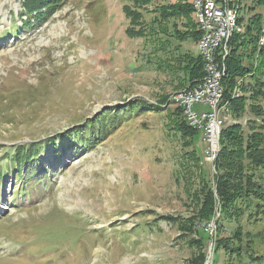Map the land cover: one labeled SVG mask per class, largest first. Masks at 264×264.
I'll list each match as a JSON object with an SVG mask.
<instances>
[{"label":"rangeland","instance_id":"rangeland-1","mask_svg":"<svg viewBox=\"0 0 264 264\" xmlns=\"http://www.w3.org/2000/svg\"><path fill=\"white\" fill-rule=\"evenodd\" d=\"M171 3L141 6L134 26L124 13L135 9L132 0H70L25 27L23 0H0V264H192L197 250L188 241L196 236L180 237V220L197 210L201 174L212 181L215 167L202 131L187 147L171 130L179 107L170 99L189 85L184 57L199 56L198 42L173 37L174 20L153 23L156 8ZM250 15L241 14L244 24ZM184 24L176 22L180 31ZM130 27L145 35L128 36ZM219 116L222 130H246L253 119L228 108ZM82 125L93 144L61 148ZM32 142L43 151L26 168L3 159L11 146ZM242 226L264 253V220ZM224 228L229 237L235 225ZM219 253L215 260L226 263Z\"/></svg>","mask_w":264,"mask_h":264},{"label":"trees","instance_id":"trees-1","mask_svg":"<svg viewBox=\"0 0 264 264\" xmlns=\"http://www.w3.org/2000/svg\"><path fill=\"white\" fill-rule=\"evenodd\" d=\"M68 1L70 0H23L21 7L23 11L18 14V18L25 27L42 23L61 11ZM250 1V6L245 7L246 12L251 14L246 24L243 17L239 20V13L237 25L239 30L236 32H241L242 27L243 33L234 32L228 42L229 50L225 60L224 53L220 56V63L226 68L222 81L220 112L228 108L236 119H241L245 115H250L253 119L250 117L247 121L246 130L242 124L237 123L221 131L220 152L214 162L215 173L212 181L206 180L201 174L200 192L193 199L198 203V208L191 217L180 220V237L187 233L196 236L195 239L188 241L189 245L197 250V256L193 258L192 264L206 263L209 244L213 247L214 255L211 264H220L219 258L215 260V255L220 251H224L227 257L224 264H234L236 260L237 264H242L246 259L247 262H261L264 259V253L257 251L256 242L249 233L244 232L242 226L244 219L253 224L264 220V45H260L264 37V11L255 13L257 9L264 10V0ZM132 2L135 9L125 7L124 13L131 19V24L138 26L142 23V15L139 12L141 6L148 7L152 0ZM170 2L173 3L156 8L158 17L153 23L174 20L173 37L181 42L191 38L195 43H199L202 32L193 17L195 13L192 0L191 3L187 0ZM228 2L230 7L239 11L238 1ZM179 20L185 21L183 31L177 28L176 22ZM127 33L130 37L145 35L143 30L135 31L132 27ZM184 61L189 82L186 88H191L204 76L203 60L201 56L194 58L186 55ZM165 102L166 100L161 101ZM106 112L101 114V117L105 118ZM174 115L171 130L179 134L184 146L190 147L198 131L188 125L180 109H175ZM98 119L100 116L96 118ZM83 128L84 125L80 126L70 135V142L60 141V147L72 149L73 144L81 140L88 143L85 146H91L93 144L90 142L91 135L83 134ZM39 145L34 142L28 145H13L10 147L11 153L8 154L10 157L3 159L15 160L16 170L19 172L40 157L43 148L40 149ZM3 147L0 145V149ZM2 174L0 172V178ZM164 218L168 221H179L169 216L161 219ZM211 222L216 227L214 233L206 230ZM226 223L235 225V230L230 234L232 236H222ZM199 228H202L201 232Z\"/></svg>","mask_w":264,"mask_h":264},{"label":"built area","instance_id":"built-area-1","mask_svg":"<svg viewBox=\"0 0 264 264\" xmlns=\"http://www.w3.org/2000/svg\"><path fill=\"white\" fill-rule=\"evenodd\" d=\"M200 15L205 19L207 40L202 46L203 78L196 84L185 89L184 93L176 94L175 104L192 128L202 131L205 143V158L208 163L215 162L218 148L217 122L221 107L218 106L219 92L222 91V83L218 82L219 71L223 70L219 58L224 53L226 58L227 48V10L228 0H210L209 10L200 8V0H197ZM203 106L209 110L195 111V106Z\"/></svg>","mask_w":264,"mask_h":264},{"label":"bare ground","instance_id":"bare-ground-1","mask_svg":"<svg viewBox=\"0 0 264 264\" xmlns=\"http://www.w3.org/2000/svg\"><path fill=\"white\" fill-rule=\"evenodd\" d=\"M209 2H210V0H200V8H202V10H209ZM192 5H193L194 13H195V16H196V21L198 23L197 25H199V28H200V30L202 32L201 39H200V41L198 40L199 41L198 49H199L200 56H202V46L204 45V41L207 40V30H206V27H205V19H204L203 16L200 15V11H199L198 6H197V0H192ZM238 18H239L238 9L230 7L229 2H228V10H227L228 32H227V39H226L227 40V45H228L229 40H231L230 38L232 37L234 32L236 33V31L239 30V27L237 26L238 25ZM228 50L229 49H228V46H227L226 55L228 54ZM219 61H220V58H219ZM225 69L226 68L223 67V70L219 71V74H218V82L219 83H222V81H223V77L225 76ZM184 92H185V90L180 92V93H177V94H181V93H184ZM175 95L176 94H174L172 96V98H174ZM222 96H223V90L219 92V96H218V106L219 107H220L219 104H220V101L222 99ZM171 102H173L175 104V100H171ZM176 105L179 107V104H176ZM224 124H225V120L219 116L218 117V122H217V129H218L217 130V138H218L217 156H218V154L220 152L219 140H220L221 130H222V127L224 126ZM217 156H216V158H217ZM215 160L216 159H214V161Z\"/></svg>","mask_w":264,"mask_h":264},{"label":"water","instance_id":"water-1","mask_svg":"<svg viewBox=\"0 0 264 264\" xmlns=\"http://www.w3.org/2000/svg\"><path fill=\"white\" fill-rule=\"evenodd\" d=\"M212 250H213V247H212V245H211V246H210V249H209V257H208V260H207L206 264H210V262H211V260H212V257H213V252H212Z\"/></svg>","mask_w":264,"mask_h":264},{"label":"crops","instance_id":"crops-1","mask_svg":"<svg viewBox=\"0 0 264 264\" xmlns=\"http://www.w3.org/2000/svg\"><path fill=\"white\" fill-rule=\"evenodd\" d=\"M187 1L191 3V0H187ZM172 3H173V2H172ZM193 17H194V20H195V22H196V24H197L195 14L193 15ZM198 30H199V28H198Z\"/></svg>","mask_w":264,"mask_h":264}]
</instances>
